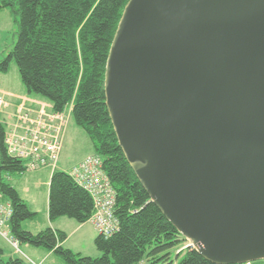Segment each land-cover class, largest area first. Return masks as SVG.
Returning <instances> with one entry per match:
<instances>
[{
  "label": "water",
  "instance_id": "1",
  "mask_svg": "<svg viewBox=\"0 0 264 264\" xmlns=\"http://www.w3.org/2000/svg\"><path fill=\"white\" fill-rule=\"evenodd\" d=\"M104 96L127 164L193 249L264 260V0H129Z\"/></svg>",
  "mask_w": 264,
  "mask_h": 264
},
{
  "label": "trees",
  "instance_id": "2",
  "mask_svg": "<svg viewBox=\"0 0 264 264\" xmlns=\"http://www.w3.org/2000/svg\"><path fill=\"white\" fill-rule=\"evenodd\" d=\"M128 1L0 0V10L11 9L19 18L17 42L0 62V74H7L14 63L26 95L47 102L54 113L71 107L70 119L87 136L90 154L102 159L115 193L114 217L118 222L116 233L95 238L94 245L101 254L98 258L83 257L65 248L67 237L62 231L47 228L32 234L24 230L23 223L32 220L36 213L2 177L27 172L25 162L7 152V126L0 113V195L12 208L9 236L18 246L52 252L62 264H214L190 247L177 251L174 259L167 254L182 240L185 245L187 242L136 179L118 146L107 113L105 67ZM47 205L51 223L68 218L83 225L94 212L89 194L57 168L51 172ZM3 258L0 247V264H31L22 258Z\"/></svg>",
  "mask_w": 264,
  "mask_h": 264
},
{
  "label": "built area",
  "instance_id": "3",
  "mask_svg": "<svg viewBox=\"0 0 264 264\" xmlns=\"http://www.w3.org/2000/svg\"><path fill=\"white\" fill-rule=\"evenodd\" d=\"M38 104V110L20 106L13 114H9L6 111L8 104L0 98V113L7 126L4 144L11 157L25 162L27 173L56 170L71 113V107L62 113H54L48 103ZM49 107L51 109L46 110ZM68 175L92 199L94 212L89 222L97 234L107 238L116 233L118 222L114 217L115 193L103 170L102 159L90 154L72 167ZM11 216V205L3 201L0 195V239L17 251L18 244L8 232ZM188 247L193 249L189 243L181 250ZM245 264H264V260Z\"/></svg>",
  "mask_w": 264,
  "mask_h": 264
},
{
  "label": "rangeland",
  "instance_id": "4",
  "mask_svg": "<svg viewBox=\"0 0 264 264\" xmlns=\"http://www.w3.org/2000/svg\"><path fill=\"white\" fill-rule=\"evenodd\" d=\"M18 16L13 13L11 9L0 10V62L7 57V55L14 48L18 38ZM17 78V68L14 63L10 64L9 72L7 73L6 80L13 85V78ZM3 76L0 75V86H7L3 82ZM21 84V83H20ZM68 126V125H67ZM63 150L58 161L57 170L68 173L72 166L79 161L82 157L91 152L90 142L85 135L84 131L80 129L71 118L69 120V127L64 136ZM2 177L8 181L17 190L19 196L25 201L29 209L36 213V216L23 223L22 227L26 229H32L34 231H40L44 229L45 220L48 219L47 215V201H48V188L50 176L38 177L37 173H25L19 174H2ZM63 220L78 225L75 221L63 218ZM74 226V225H73ZM66 233H70L71 229L68 224L61 226ZM75 227V226H74ZM76 233H72L69 236L66 246L72 249L73 253L83 256L98 258L100 253L97 251L94 245V239L90 238L92 234L97 233L93 230V227L89 224L85 225L80 230H76ZM189 244V242L187 241ZM185 242L174 249L167 252L170 258L174 259L177 251H179ZM65 246V248H66ZM0 247L4 251V260L10 257L22 258L28 262L36 264L33 258L24 250L23 245L18 246L17 251L12 248L5 241L0 239ZM16 252V253H14ZM56 258V257H55ZM57 264H62L57 258L55 259ZM31 263V264H32Z\"/></svg>",
  "mask_w": 264,
  "mask_h": 264
},
{
  "label": "crops",
  "instance_id": "5",
  "mask_svg": "<svg viewBox=\"0 0 264 264\" xmlns=\"http://www.w3.org/2000/svg\"><path fill=\"white\" fill-rule=\"evenodd\" d=\"M2 75L3 78V82L4 84H6L7 86L3 87L0 86V98L2 100H4L7 104H8V108H7V112L9 114H13L15 112V110L20 107L23 106L25 108H31V109H35L38 110L40 108L38 103H47L45 101L42 100H36L33 98H30L28 95L25 94L22 84H20L17 81V78H13V85L10 86V84L8 83V81L6 80L7 74H0ZM51 108H47L46 110H50ZM69 127V122H68V126L66 128V131ZM65 131V133H66ZM64 146V145H63ZM90 155V153H88L86 156ZM86 156L82 157L79 161H77L72 167H74L75 165L79 164ZM38 174V177H47L48 175L51 176V172H49L48 170H42L39 172H36ZM64 224H68L71 232L70 233H66V231H64V229L61 227ZM91 225L90 222L83 224V225H76V224H71L65 220H63V218H60L58 220H56L55 222L51 223L49 222V220H45L44 226L42 227L44 229H41L40 231H34L32 229H26L23 228L26 231H29L32 234H37L47 228H51L53 230H59L62 231L66 234V241L64 242V247L67 244L68 238L69 236H71L72 233H76V230H80L83 227H85V225ZM75 227H74V226ZM92 226V225H91ZM94 230V229H93ZM90 238L94 239L96 238V234H92L90 236ZM24 250L28 253V255L33 258V260L35 261L36 264H57L55 261V255L52 252H48L44 249H37V248H32L28 245H23ZM69 250L72 251V249H70V247H67ZM15 253V252H14ZM79 254V253H78ZM32 263V262H31ZM33 264V263H32Z\"/></svg>",
  "mask_w": 264,
  "mask_h": 264
}]
</instances>
